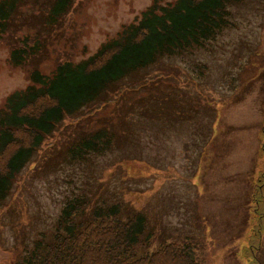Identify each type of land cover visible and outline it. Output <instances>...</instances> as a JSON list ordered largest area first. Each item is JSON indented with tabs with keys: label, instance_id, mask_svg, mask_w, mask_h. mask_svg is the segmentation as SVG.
<instances>
[{
	"label": "rangeland",
	"instance_id": "374dc122",
	"mask_svg": "<svg viewBox=\"0 0 264 264\" xmlns=\"http://www.w3.org/2000/svg\"><path fill=\"white\" fill-rule=\"evenodd\" d=\"M151 2L76 0L40 70L49 74L59 60L94 55ZM232 12L234 28L206 49L148 72L178 86L176 110L158 117L126 110L124 121L111 109L100 111L114 125L115 147L86 163L51 168L48 159L76 120L46 142L0 209V264H13L21 241L29 246L39 234L52 233L65 203L84 196L103 207L117 204L123 219L132 209L145 215L141 239L151 234V242L138 255L176 243L190 247L198 264H255L250 253L264 264V191H254L263 163L264 0L243 1ZM8 57L7 43H1L0 106L29 84V68H13Z\"/></svg>",
	"mask_w": 264,
	"mask_h": 264
},
{
	"label": "trees",
	"instance_id": "16d2710c",
	"mask_svg": "<svg viewBox=\"0 0 264 264\" xmlns=\"http://www.w3.org/2000/svg\"><path fill=\"white\" fill-rule=\"evenodd\" d=\"M243 1L247 0H152L137 21L122 27L94 55L77 62L59 60L44 74L40 65L76 0H0V44L9 47L8 63L29 68V84L9 94L0 106V209L22 172L39 160L46 142L67 120L76 123L67 126L58 147L49 149L51 168L86 163L112 151L114 125L99 116L100 111L111 109L124 121L126 110L141 108L152 117L176 110L178 82L174 86L148 72H161L163 68H157L162 62L206 49L234 28L232 8ZM171 67L165 68L177 71ZM260 141L263 163L254 191H264V127ZM131 211L123 219L125 213L117 204L103 207L85 196L71 199L52 233L39 234L29 246L21 241L13 264H198L190 247L176 243H161L154 252L138 255L151 242V234L141 239L145 215Z\"/></svg>",
	"mask_w": 264,
	"mask_h": 264
}]
</instances>
